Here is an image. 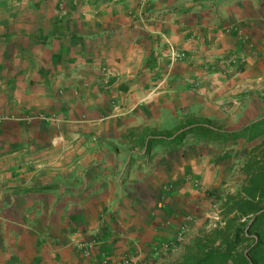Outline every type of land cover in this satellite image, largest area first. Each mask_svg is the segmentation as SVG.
Segmentation results:
<instances>
[{
	"label": "crops",
	"instance_id": "obj_1",
	"mask_svg": "<svg viewBox=\"0 0 264 264\" xmlns=\"http://www.w3.org/2000/svg\"><path fill=\"white\" fill-rule=\"evenodd\" d=\"M262 116L264 0H0V264H179Z\"/></svg>",
	"mask_w": 264,
	"mask_h": 264
},
{
	"label": "trees",
	"instance_id": "obj_2",
	"mask_svg": "<svg viewBox=\"0 0 264 264\" xmlns=\"http://www.w3.org/2000/svg\"><path fill=\"white\" fill-rule=\"evenodd\" d=\"M189 132L225 147L258 142L246 153L240 189L222 199L225 226L196 237L179 264H264V116L236 130L199 123Z\"/></svg>",
	"mask_w": 264,
	"mask_h": 264
},
{
	"label": "rangeland",
	"instance_id": "obj_3",
	"mask_svg": "<svg viewBox=\"0 0 264 264\" xmlns=\"http://www.w3.org/2000/svg\"><path fill=\"white\" fill-rule=\"evenodd\" d=\"M251 142H254V141H251ZM251 142H247L246 143L245 141H243V142H241V143H239L237 145H234V148L236 150H239L240 153L244 152V151H246L248 149V148H246L247 144H250ZM246 153L247 152H245L244 159H246V156H247ZM239 166H240V172H242L241 171L242 165L240 164ZM243 175H244V173H243ZM217 192H219V191H217ZM228 193H230V191L225 189V188L222 189V191L219 192L218 194L216 193V195H215L216 197H214V201H213L211 214L207 217L206 221L204 222L202 228L198 231V234H196L195 238L200 236L203 232L208 233V232L213 231L216 228H221V227L225 226V224L221 225L216 219H214V216H215L216 213L220 212V214L223 215L224 218H227V214L225 213L224 206L222 204V199H225L226 194H228ZM243 220H244V218H243Z\"/></svg>",
	"mask_w": 264,
	"mask_h": 264
},
{
	"label": "built area",
	"instance_id": "obj_4",
	"mask_svg": "<svg viewBox=\"0 0 264 264\" xmlns=\"http://www.w3.org/2000/svg\"><path fill=\"white\" fill-rule=\"evenodd\" d=\"M169 54L173 60H178L182 59L187 56V53L184 51H179L174 45H170L169 47ZM214 219H216L221 225L226 224V218H224L223 215L220 214V212L216 213L214 216ZM188 222L182 223L179 228V233H178V240H181L186 233L188 229ZM80 245L82 249L84 250L85 254L89 255L91 253V250L93 248V243L91 242H80ZM101 264H107V261H103ZM123 264H135V261L133 259H126L123 261Z\"/></svg>",
	"mask_w": 264,
	"mask_h": 264
}]
</instances>
